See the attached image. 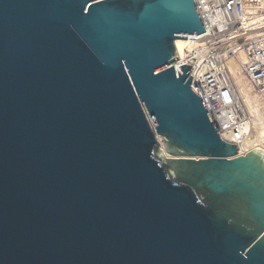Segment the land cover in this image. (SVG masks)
Returning a JSON list of instances; mask_svg holds the SVG:
<instances>
[{"label": "water", "instance_id": "1", "mask_svg": "<svg viewBox=\"0 0 264 264\" xmlns=\"http://www.w3.org/2000/svg\"><path fill=\"white\" fill-rule=\"evenodd\" d=\"M203 34L194 0H0V264H264V151L172 66Z\"/></svg>", "mask_w": 264, "mask_h": 264}, {"label": "built area", "instance_id": "2", "mask_svg": "<svg viewBox=\"0 0 264 264\" xmlns=\"http://www.w3.org/2000/svg\"><path fill=\"white\" fill-rule=\"evenodd\" d=\"M205 34L188 36L184 56L172 66L192 67V88L204 101L221 138L239 147L252 135L253 120L240 100L234 75L246 80L264 103V0H194Z\"/></svg>", "mask_w": 264, "mask_h": 264}, {"label": "bare ground", "instance_id": "3", "mask_svg": "<svg viewBox=\"0 0 264 264\" xmlns=\"http://www.w3.org/2000/svg\"><path fill=\"white\" fill-rule=\"evenodd\" d=\"M258 18L260 21L264 20L263 15H259ZM185 38L188 39L189 37H185ZM187 39H177L175 42V46L177 48V52H178L179 56L183 57L185 54V50L188 46ZM228 64H229L230 70L232 71V74L234 75L236 85L238 86V90L240 93V95H239L240 100L243 102L246 109L249 111V114L251 117L255 114H259V109H258V105H257L256 101H254L250 97L249 92L247 91L246 84H245L246 81L238 75V68H237L236 63L233 60H231ZM251 94H252V92H251ZM252 120H253V118H252ZM262 128H264V124H262L260 126L257 123H255V124L253 123L252 135L245 142V144L242 146L243 152L251 151V150H255V149H260V150L264 149V140H262L263 139ZM251 144L254 146L253 148L252 147L245 148L246 146L251 145Z\"/></svg>", "mask_w": 264, "mask_h": 264}, {"label": "rangeland", "instance_id": "4", "mask_svg": "<svg viewBox=\"0 0 264 264\" xmlns=\"http://www.w3.org/2000/svg\"><path fill=\"white\" fill-rule=\"evenodd\" d=\"M246 81V80H245ZM246 84V88H247V91L249 92V95L250 97L256 101L257 105H258V109H259V114H255L252 116L253 118V123H257L258 125H262L264 124V103L262 102L261 99L257 98V97H254L252 94H251V88H250V85L249 83L246 81L245 82ZM262 133H263V139L264 140V128H262ZM248 147H254L252 144L251 145H248L246 146L245 148H248ZM260 147V146H259ZM264 150V149H263Z\"/></svg>", "mask_w": 264, "mask_h": 264}]
</instances>
